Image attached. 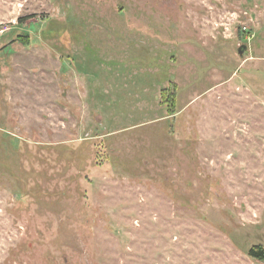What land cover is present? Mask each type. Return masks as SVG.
I'll return each mask as SVG.
<instances>
[{
    "label": "rangeland",
    "instance_id": "obj_1",
    "mask_svg": "<svg viewBox=\"0 0 264 264\" xmlns=\"http://www.w3.org/2000/svg\"><path fill=\"white\" fill-rule=\"evenodd\" d=\"M255 244L264 0H0V264H261Z\"/></svg>",
    "mask_w": 264,
    "mask_h": 264
},
{
    "label": "trees",
    "instance_id": "obj_2",
    "mask_svg": "<svg viewBox=\"0 0 264 264\" xmlns=\"http://www.w3.org/2000/svg\"><path fill=\"white\" fill-rule=\"evenodd\" d=\"M23 23V20H21V24ZM17 40H21L24 41V38L29 36L28 34H22L21 32L18 33L17 35ZM167 98V101L169 100V96L167 97V95L165 96ZM249 255L260 261L261 264H264V244H255L253 245L249 251H248Z\"/></svg>",
    "mask_w": 264,
    "mask_h": 264
},
{
    "label": "water",
    "instance_id": "obj_3",
    "mask_svg": "<svg viewBox=\"0 0 264 264\" xmlns=\"http://www.w3.org/2000/svg\"><path fill=\"white\" fill-rule=\"evenodd\" d=\"M246 47H247V45L244 44L242 47L239 48V51L242 52L243 49L246 48Z\"/></svg>",
    "mask_w": 264,
    "mask_h": 264
}]
</instances>
